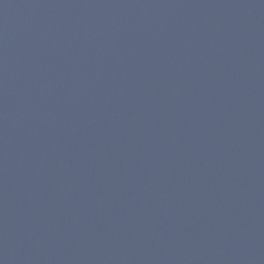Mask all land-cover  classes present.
<instances>
[{
	"label": "water",
	"instance_id": "95a60500",
	"mask_svg": "<svg viewBox=\"0 0 264 264\" xmlns=\"http://www.w3.org/2000/svg\"><path fill=\"white\" fill-rule=\"evenodd\" d=\"M0 264H264V0H0Z\"/></svg>",
	"mask_w": 264,
	"mask_h": 264
}]
</instances>
